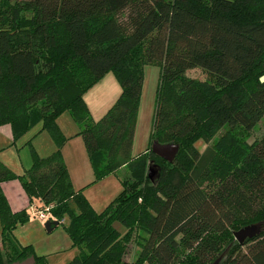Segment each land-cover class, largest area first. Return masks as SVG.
Wrapping results in <instances>:
<instances>
[{
	"label": "trees",
	"instance_id": "trees-1",
	"mask_svg": "<svg viewBox=\"0 0 264 264\" xmlns=\"http://www.w3.org/2000/svg\"><path fill=\"white\" fill-rule=\"evenodd\" d=\"M148 65L160 68L156 107L149 148L134 157ZM193 69L206 80L188 77ZM108 73L122 93L95 121L84 95ZM262 76L264 0H0V127L10 125L16 142L42 123L56 145L48 157L33 149L21 175L0 162V184L19 180L30 207L69 221L79 250L69 264H264V232L244 244L234 236L264 224V135L238 142L264 119ZM65 111L95 182L119 174L123 185L101 213L69 176L56 124ZM154 142L179 144L174 162L154 154ZM30 219L0 189V264H46L14 235Z\"/></svg>",
	"mask_w": 264,
	"mask_h": 264
},
{
	"label": "rangeland",
	"instance_id": "rangeland-1",
	"mask_svg": "<svg viewBox=\"0 0 264 264\" xmlns=\"http://www.w3.org/2000/svg\"><path fill=\"white\" fill-rule=\"evenodd\" d=\"M158 68V67H157ZM160 70V68H158ZM187 76L198 80H206L207 74L201 69H193L187 72ZM56 124L60 131L67 138L63 148V157L66 153L68 160L70 161V168H68L69 176L71 181H75L76 191L83 190L85 197L88 199L94 210L98 213L103 212L107 206L115 200L123 191V185L120 181L119 174H112L100 181L95 182V175L91 162L89 161L84 142L79 133V126L74 121L68 111L63 112L56 119ZM10 130V125L7 126V130ZM6 129V128H5ZM74 132V138L68 140L66 133L63 131ZM226 132L223 129L218 133L212 140L211 143L205 144L200 141L196 144L197 148L204 152L208 147L214 145V141L219 140L221 135ZM227 133V132H226ZM225 133V134H226ZM10 134V131H9ZM13 135V133H12ZM264 135V119L254 128L249 136L238 138L240 147L243 149L246 143L252 144L255 140L261 138ZM4 129H0V143L3 144L7 141L8 145L12 146V150L19 151V155L22 160V165L25 161L32 156V150L34 149L39 156L43 150L46 149L48 143L54 144L55 142L51 137V134L43 129V124L40 123L35 126L32 130L24 134L19 140L14 142L13 139L7 138ZM145 142L141 139L136 143L133 150V156H137L140 153L141 148ZM56 146V145H55ZM149 148L144 150L146 152ZM9 151V152H12ZM240 155H244V151L238 149ZM65 160V159H64ZM66 162V161H65ZM21 165L18 161V153L15 154V165ZM149 173V170H148ZM80 187V188H79ZM36 205H40L37 201ZM30 205V204H29ZM28 206L27 210L31 216L30 221L25 225L19 226L18 236L23 241V245L27 246L28 243H32L34 250L38 256H44L46 264H69L77 257L79 250L75 247L66 231V226L69 224L67 219H64L63 224L53 228L52 232H49L46 227H43L45 223L39 221L38 217H34L31 207ZM115 227L122 233L126 232V229L119 223L115 224ZM15 232V231H14ZM15 235V234H14ZM136 242H132L130 250L126 256V260L132 261L134 259L133 248H135Z\"/></svg>",
	"mask_w": 264,
	"mask_h": 264
},
{
	"label": "crops",
	"instance_id": "crops-1",
	"mask_svg": "<svg viewBox=\"0 0 264 264\" xmlns=\"http://www.w3.org/2000/svg\"><path fill=\"white\" fill-rule=\"evenodd\" d=\"M159 77H160V70H158L156 66L148 65L145 67L142 97L140 101V108H139L138 120L136 125V133H135L134 144L132 149L133 152L136 143L140 139L144 141L145 144L141 148V151L140 153H138V155L143 153L144 150L147 149V146L149 144V138L152 131L154 113L156 107V95H157L156 93L159 85ZM121 93H122V88L116 76L113 73H108L106 76H104V78H102L92 89H90L84 95V100L90 110L92 118L95 121H99L100 119H102L105 116V114L116 103ZM7 126L8 125L1 126L0 129H4L5 134L6 135L8 134L7 138L13 139L12 128L10 126V130L9 128L7 130ZM63 131L66 133V136L69 138L68 140L74 138V132L67 131L66 129H64ZM11 150H12V146L8 145L7 141L4 142L3 144L0 143V162L5 164L16 174L21 175L24 173L25 170L29 169L32 166L33 163L32 156L28 159V161L24 162V165H22V160L19 155V151L12 150V152H9ZM55 150H56V146L54 144L48 143L46 149L43 150L40 155L41 157H48ZM16 153H18V161L21 164V165L18 164V166L15 165ZM64 159L66 161L67 167L70 168L71 163L68 160L66 153L64 155ZM74 183L72 181V184L74 185L75 189H77ZM0 189L4 193L10 205V208L13 212H18L28 208L30 204L29 199L19 180H11V181L3 182L0 184ZM47 221H41V222L46 223ZM42 226L45 227V225L43 224ZM54 227L56 226L54 225L52 226V231ZM14 234L18 242L22 246H24L22 244L23 241L18 236V229L15 230ZM27 246H32L34 248L31 242L28 243Z\"/></svg>",
	"mask_w": 264,
	"mask_h": 264
},
{
	"label": "water",
	"instance_id": "water-1",
	"mask_svg": "<svg viewBox=\"0 0 264 264\" xmlns=\"http://www.w3.org/2000/svg\"><path fill=\"white\" fill-rule=\"evenodd\" d=\"M261 82L264 83V76L260 78ZM180 145L175 143H169V144H160L158 142H154L152 144V151L154 154L159 156L160 158H163L164 160L172 163L176 159L177 155L180 152ZM158 174V169L151 166L149 168V176L152 181H155L156 176ZM58 226L59 223L57 221H47L45 223V227L49 232L52 231V226ZM264 232V224L262 222L257 224H252L249 226H246L236 232H234L235 240L238 241L241 244H244L247 239H254L258 236H260ZM223 257L218 258L215 262L212 264H220ZM36 260L35 257L32 256L24 261L21 262H15L13 264H35Z\"/></svg>",
	"mask_w": 264,
	"mask_h": 264
},
{
	"label": "built area",
	"instance_id": "built-area-1",
	"mask_svg": "<svg viewBox=\"0 0 264 264\" xmlns=\"http://www.w3.org/2000/svg\"><path fill=\"white\" fill-rule=\"evenodd\" d=\"M31 210L33 211V214L35 217H38L41 221H47L51 218V212L49 208H46L45 210H38L36 205L31 206Z\"/></svg>",
	"mask_w": 264,
	"mask_h": 264
}]
</instances>
